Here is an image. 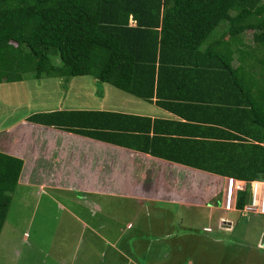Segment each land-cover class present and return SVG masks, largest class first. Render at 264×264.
<instances>
[{"label":"trees","instance_id":"trees-1","mask_svg":"<svg viewBox=\"0 0 264 264\" xmlns=\"http://www.w3.org/2000/svg\"><path fill=\"white\" fill-rule=\"evenodd\" d=\"M165 69L201 72L219 90H201V96L210 93L201 101L208 112L198 105L201 125L191 126L196 139L185 153L162 150L150 137L141 151L223 177L264 180V0H0V85L29 74L64 81L90 76L140 97L134 79L149 71L153 81ZM149 91L142 97L153 98ZM180 91L181 99L189 98ZM194 91L199 95L187 90ZM162 104L180 116L191 110ZM126 119L62 109L28 121L118 143ZM23 168L22 159L0 151V234ZM247 200L248 192L239 195L237 214Z\"/></svg>","mask_w":264,"mask_h":264},{"label":"crops","instance_id":"crops-1","mask_svg":"<svg viewBox=\"0 0 264 264\" xmlns=\"http://www.w3.org/2000/svg\"><path fill=\"white\" fill-rule=\"evenodd\" d=\"M131 25H135L132 20ZM71 80H65L68 90L72 86ZM61 81L64 82V79ZM133 82L132 90L142 91V96H146L149 90H154L153 98L125 93L93 78L86 86L92 84L94 94L83 96L75 107L38 111L97 110L126 115L130 119L124 120L126 131H119L123 137L118 138V143L56 127L49 128L27 119V122L13 127L17 130L14 131L11 142L7 139L8 143L17 144L15 149H8L10 151L6 152L0 149L1 152L22 159L23 170L30 166L29 176L38 171V160L52 162L54 165L61 162V172L55 168L52 181L44 183L53 189H62L72 194L65 205H60L66 213L67 246V255L61 259L65 264H201V257H197L200 248L206 255L215 256V243L220 246L221 241L210 236L214 226L234 235L226 234L225 239L229 241H224L227 245L222 246L221 251L226 248L229 252L232 246L245 249L244 238L249 233L237 231L241 223L236 211L223 209L221 200L225 177L157 158L140 149L141 145L148 143L146 137H150L159 140L162 150L174 154L176 151L185 153L189 149L187 142L196 139L189 132L197 129L191 126L201 125L197 121L200 111L198 105L203 106L201 101H205L210 95L207 93L201 96V90H219L216 88V79L204 81L201 72L185 74L165 69L163 72L156 71L153 81L150 72L146 71L141 79L135 78ZM111 89L116 91L112 93ZM180 90H186L189 98L181 99ZM187 90H198L199 95L196 91L189 93ZM158 96L167 101L159 100ZM162 103H168L173 109L190 107L191 110L187 112V117L180 116ZM207 106H203L205 110L201 107V111L208 112ZM137 119L144 122L147 132L141 129L144 126L142 122L137 123ZM117 124L121 125L119 122ZM23 126L28 128L19 131ZM181 131L186 133L180 134ZM35 132H38L37 135H34ZM112 132L118 133L113 128ZM0 142L4 141L0 139ZM57 142L62 148L57 152L58 157L55 156L58 151ZM0 147L3 149V145ZM22 148L29 152L28 156L19 153L18 150ZM27 174L25 182L22 181L23 176L19 181L22 189L34 184L32 177ZM44 185L41 183L38 187L44 188ZM199 197L206 199L205 204H198ZM73 204L78 207L77 210H73ZM118 205L127 208V216L117 215ZM150 205L157 207L159 215L153 217L148 214L147 207ZM166 206L178 207L187 214L166 212ZM144 209L147 215H142ZM215 209L234 213L235 219L219 217L216 223L212 216ZM199 210L209 211L196 220ZM241 216L245 217L243 214ZM186 222L189 227L185 226ZM251 222L252 220L249 221L250 224ZM70 231L73 232L71 235ZM257 234L258 239L262 237V240L252 238V242H246V246L262 253L264 222L257 228ZM187 239L195 242L188 245ZM199 241L204 247L199 246ZM74 245L76 248L72 247ZM232 258L239 260L241 264L246 263V256ZM247 261L250 260L247 258Z\"/></svg>","mask_w":264,"mask_h":264},{"label":"rangeland","instance_id":"rangeland-1","mask_svg":"<svg viewBox=\"0 0 264 264\" xmlns=\"http://www.w3.org/2000/svg\"><path fill=\"white\" fill-rule=\"evenodd\" d=\"M245 40L246 43L252 42L251 33L246 34ZM234 66L237 67V63H234ZM32 75H26L27 77L23 82L4 83L0 85V139L4 141L0 142V146L3 145V149L5 150L1 147L0 149L4 152L10 151L8 149H15V145H17L15 142H7V139L11 142L14 131L17 130V128L13 127L19 123L27 122L26 120L33 113H38V111L46 108L75 107L83 96H91L94 94L92 84L86 86L90 80H93L90 76L72 78V86L68 90L65 87V81H61L63 79H36ZM109 86L115 88L112 85ZM114 91L116 90L111 89L112 93ZM25 128L28 127H20L19 131ZM37 133L35 132L34 135H37ZM56 146L58 151L55 152V156L58 157L59 153L57 152L62 148L59 142H57ZM18 151L24 154V156H28L29 154L23 148ZM28 161L30 160L28 159ZM38 161V171L34 175L29 176L31 173L30 166L22 172V181H26L25 175L28 173L27 175L32 177L31 179L34 184L26 188L24 187V189H19V187L12 195V204L5 226L0 234V264H65L61 258H65V255H67L65 252V247H67L65 245L66 213L65 209L60 208V205H65L68 199L72 197V194L69 191L53 189L50 185H44V183L49 184L52 181V173L55 168H58L61 172L62 167L60 161L55 165L52 162L48 163L44 160ZM41 183L44 185V188L38 187ZM205 201L206 199L204 200L202 197H199L198 204L201 206V204H205ZM74 207L75 209L73 210L78 209L77 206ZM147 209L149 215L153 217L159 215L155 205H150ZM116 210L119 212L117 215L127 216V208L124 209L123 206L118 205ZM164 210L166 212L175 211L179 215L187 214L183 209L179 210L175 206H166ZM208 211L199 210L198 215H196V220L201 219V215L206 214ZM142 215H147L145 209ZM212 216L216 223L219 217L235 219L234 213L220 211L218 209L212 211ZM236 216L241 223L239 225L240 229L237 231L240 233L247 231L249 233L244 238L246 248H234L232 246L229 252L226 248L221 251L222 246H226V242L229 241V239H225L226 234L230 236L233 234L219 230L217 229L218 227L213 225L214 227L210 236L214 239H219L221 243L220 246L215 243V256L206 255L200 248L197 257L198 259L201 257V264H241L239 260L236 261V259L232 258H237L238 256H246L245 264H264V256L262 255L264 252L261 253L259 250L252 251L248 248V245L246 246V242H252V238L258 239L257 228L263 224L264 215L246 214L243 217L236 214ZM250 220H252L251 224L249 223ZM185 226L189 227L190 225L186 222ZM72 233V231L69 232L70 235ZM258 240L261 241L262 237ZM187 242H189V245L190 242L194 243L195 241L187 239ZM199 246L204 247V244L199 241ZM72 247L76 248L75 245ZM234 251H236V254H233ZM247 258L250 261H247Z\"/></svg>","mask_w":264,"mask_h":264},{"label":"built area","instance_id":"built-area-1","mask_svg":"<svg viewBox=\"0 0 264 264\" xmlns=\"http://www.w3.org/2000/svg\"><path fill=\"white\" fill-rule=\"evenodd\" d=\"M243 192H248V200L240 213L264 215V180L240 181L226 178L222 193L224 209L227 211L236 209L238 197Z\"/></svg>","mask_w":264,"mask_h":264},{"label":"clouds","instance_id":"clouds-1","mask_svg":"<svg viewBox=\"0 0 264 264\" xmlns=\"http://www.w3.org/2000/svg\"><path fill=\"white\" fill-rule=\"evenodd\" d=\"M221 177H223V176H221ZM226 178H234V177H225V180H226ZM234 179H236V178H234ZM236 180H240V179H236ZM241 181V180H240ZM245 181H248V180H245ZM254 181V180H253ZM225 182V181H224ZM222 201V200H221ZM223 203V202H222ZM237 203V202H236ZM235 207H236V205H235ZM223 209H224V207H223ZM243 209V208H242ZM225 210V209H224ZM236 210H238L237 208L236 209H234V210H231V211H236ZM225 211H227V210H225ZM241 214V213H240ZM261 248H264V247H261Z\"/></svg>","mask_w":264,"mask_h":264}]
</instances>
